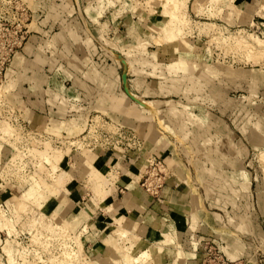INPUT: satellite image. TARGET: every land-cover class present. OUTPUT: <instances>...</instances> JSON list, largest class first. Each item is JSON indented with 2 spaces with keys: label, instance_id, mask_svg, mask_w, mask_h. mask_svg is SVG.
<instances>
[{
  "label": "rangeland",
  "instance_id": "374dc122",
  "mask_svg": "<svg viewBox=\"0 0 264 264\" xmlns=\"http://www.w3.org/2000/svg\"><path fill=\"white\" fill-rule=\"evenodd\" d=\"M195 1L189 0L187 4L185 11L187 23L182 26L181 32L184 36L180 33L172 43L182 40L194 46L196 54H188L187 58H190L196 64L202 78L206 79L203 88L205 85L207 96L215 95L216 98H219V94L223 91V99H221L223 105H226L227 101L232 99V109H227V112L226 109L223 110V107L206 109L217 115H220L219 111L221 110L226 112L230 122H232L230 125L233 130L240 129V133L241 131L245 133L244 138L240 137L238 140V145L236 143L232 145L233 149H237L238 157H228L227 163L233 162L239 164L245 170H250L254 185L251 190L246 188L244 183L232 187V191L237 193L238 198L235 199L232 205L231 212L234 214V218L231 222L238 223L239 228L245 230H242L240 238L245 245L246 256L241 259L247 260L248 264H264V163L261 160V153L264 151V139L262 140L264 137V54H261L263 55L261 56L260 54L253 53L251 55L252 53H249L251 56L247 55V57L248 51L246 48L244 47L245 51L242 48V43L241 45L238 44L239 41L249 40L250 35L254 38L264 39V30L254 24L252 26L229 24L222 17L223 9H219L218 16L210 15V12L214 10L211 6L215 5L217 8H222L228 5V1L200 0L203 5L200 11H196ZM73 2L75 9L64 13L56 5L59 2L55 0H0V125H9L13 129L9 137L10 141L8 139L9 143L4 144V148L7 149L3 148L0 153V168H3L0 170V207L5 210V213L7 212L8 216L13 218L16 230L11 234L8 230L0 229V264H8L6 262L7 256L2 250V246L7 239L11 241L16 262L43 264L47 263L49 258L61 256L65 250H77L78 244L74 242L73 238L78 231H80L78 240L82 248L80 249L81 254L79 252V258H82V262H87V264H95L98 259L90 257L87 245L84 243V236L88 232V220L77 229L70 227L69 217L65 216L64 221L59 222V219H56L55 214L51 212L52 210L48 208L49 206L44 209L29 199L31 196H28L27 193L30 192V188L33 186L32 181L40 180L45 185L52 183L50 189L54 187L57 192L47 191L46 194L53 195L54 197L50 198V200H53L59 194L65 197H70L72 194L76 196V191L71 189L70 186L78 180L83 195L94 198L99 207L110 212L111 208L107 207L105 202L101 203L97 197L93 196L91 186H93L94 181L88 180V175L77 173L74 170L63 177L61 171L64 170L61 168L83 167V165L78 166L77 164L78 162L83 163L86 159L92 165V163L94 164L92 159L104 154L115 152L138 154L148 150V148L145 150L143 148L145 141L140 131L135 126L128 125L122 119L114 117V113L99 111L89 113L85 132L76 137L78 139L77 143H82V146L79 147H77V143L69 145L66 142L68 139L42 133L31 128L23 119L20 109L10 99V93L6 88V73L12 69L15 58L22 54L26 58L33 59L36 54H39L47 63L44 66L46 69L48 67H58L63 69L62 73L65 71L66 74L61 75L60 73L57 78L62 81L61 84L66 86H69L74 78L81 82L88 81L89 87L87 86L86 91L78 92L76 95L77 100H87L90 97L96 98L100 92L94 88L93 75L90 74L109 64H115L122 77L123 89L140 105L143 104L144 97L141 96V91H138L135 86L137 77L126 61L125 52H129L134 57L132 68L136 66L144 72H149L151 68L150 63L152 61L149 57L155 58L156 62L162 66L176 58V56L171 55L170 45L172 43L163 40L160 35L161 27L166 24L167 18L165 16L160 17L158 27L150 26L149 23L150 16H156L157 13L164 15V7L160 0H73ZM99 5H101L100 9ZM104 5H107V7L102 9ZM57 16L62 17L65 23L60 26L54 24L55 19L58 18ZM204 22L216 24L213 28L221 32L218 35L219 37L213 36L217 30H209L204 26ZM60 33L68 37L75 33V36L81 41L88 40L93 46L94 50L90 51L87 62H81L85 70H81L78 75H74L75 72L72 73V66H70L72 65L70 64L71 60L73 61L76 56V54H72V52L75 53V49L65 48L63 50L64 56L61 59L57 54L60 51L59 45L54 44V42L50 44V41L59 36ZM122 38H125L124 41L127 44L121 49L118 41ZM33 39L34 41H40V47L38 46L36 53L34 52L32 55L28 52L27 45ZM251 43L254 44L255 48H260L252 39ZM194 50L190 49L189 52L192 53ZM241 50H244V52ZM73 66L82 69V66L76 65V62L73 63ZM87 72L89 75H86ZM230 72H232V76ZM231 77L233 83L237 80V84L232 88L228 84ZM22 80L23 78L19 76L18 83L23 85L25 83ZM127 128L134 130L133 134L125 132ZM243 130H248L253 136L251 137ZM90 131L91 133H89ZM199 135L206 141L209 152L216 149V147L225 149L230 146L229 139L226 135L221 134L218 128L215 129V123L212 121L208 123L206 133L203 131L199 133L196 127L189 125V129L184 135L185 140L182 139L179 133H170L172 141L179 149L184 146L190 148L197 146L201 142L198 140ZM259 135H262V137L257 140ZM34 137L40 140L41 143H38L40 146L32 143ZM222 138L224 142L220 145L218 143L221 142L220 139ZM42 140L49 141L55 148L62 150V152L65 151L64 153H69L67 154L66 166H59L55 172L52 171L55 181L48 175L52 167L44 161L40 163V160H38L37 150L38 152L44 150ZM138 148L141 150L138 151ZM29 149L34 150V153L36 149V153L34 154L32 151L31 154ZM147 152L145 160L156 157L161 162L157 166V171L153 173V175H156L154 178H157L155 182L159 187L157 192L150 193L142 185L143 181L149 176L146 172L150 169L149 166H147V169L145 166L142 172L138 171L137 174H140V178L137 180V185L148 194L158 197L165 184L177 177V174L167 165L163 157H159L149 150ZM12 153H17L16 157H13ZM21 155L23 156L21 157ZM212 157L213 155L208 156L207 163H211L209 158ZM180 158L186 164L188 163L187 165L193 160L192 154L181 155ZM94 165L99 168L96 163ZM107 171L114 174L115 178L118 175L117 170L114 168ZM107 171L104 175L109 183L105 182L103 187L104 189L108 187L110 191L113 184H115V178L110 180ZM209 175L213 176L214 174ZM222 176V178H219L221 181L219 187H210L207 193L214 195V192L218 191L221 193L219 196L222 199H227L226 193L232 189L228 186L230 185V178L227 177L225 172ZM14 197L28 198L30 202L26 204L29 206H26V213L19 212L16 209L17 204L13 201ZM260 201L263 204V209L260 206ZM64 206L68 207L66 204ZM66 211H69V209L67 208ZM113 221L118 226V221L114 219V216ZM122 222L124 223V219H122ZM56 223L66 226L69 229V234L61 236V230L56 229ZM47 226L51 230L47 229ZM196 242L198 243V251L201 254V264L205 263L206 254L211 259L214 258L213 255H216V253L218 256L219 247L224 255L222 243L215 237L204 236L197 238ZM64 243H68V245H64ZM112 262L113 260H106L107 264H113Z\"/></svg>",
  "mask_w": 264,
  "mask_h": 264
},
{
  "label": "crops",
  "instance_id": "0c3cea01",
  "mask_svg": "<svg viewBox=\"0 0 264 264\" xmlns=\"http://www.w3.org/2000/svg\"><path fill=\"white\" fill-rule=\"evenodd\" d=\"M55 1L59 2L56 5L64 13L75 9L73 0ZM224 1L226 0L222 2ZM263 3L264 0H234V8L231 2H228L227 6L222 7V17L232 25L254 24L264 30V13L260 9ZM106 7L107 5H104L102 9ZM164 16L167 18L165 9L164 15L157 13L156 16H150V26L158 27L159 18ZM57 17L54 24L60 26L65 23L62 17ZM124 40L125 38H122L118 41L121 49L127 44ZM52 42L59 45L60 51L57 54L61 59L65 48L75 49V53L72 52L76 54L73 61L82 66V69L73 66L75 62L71 60L70 66L72 73L75 72L74 75L85 70L81 62H87L90 51L94 50L90 41H81L75 33L69 37L60 33L50 44ZM39 43L40 41L31 40L27 45L28 52L33 55L37 47H40ZM183 44L184 47H177L176 43L170 45L171 55L176 58L164 66L158 64L155 58L149 57L152 61L149 72H144L136 66L132 68L134 57L125 52L126 61L137 77L135 86L144 97L142 105L123 89L122 77L115 64H109L90 74L93 75L94 88L100 94L87 100H77L76 95L79 91L87 90L88 81L81 82L74 78L69 86L61 84L62 81L57 76L60 73L66 74L65 71L62 73L63 69L58 67L46 69L44 66L47 63L39 54L33 59L20 54L15 58L12 69L6 73V88L10 99L20 109L25 122L36 131L73 139L85 132L89 113H114V117L135 126L146 143L145 149L148 148L150 152L163 157L177 174V177L165 184L160 195L154 197L142 188L139 189L135 181L138 171L145 166L148 150L138 154L115 152L93 159L94 164L104 171L110 168L117 170L115 184L105 200L111 211L99 207L94 198L83 195L78 180L70 186L76 191V196L72 194L70 197H64L63 204L69 207L66 217L79 220V225L83 220L84 224L88 220L84 243L90 257L98 259L96 262L108 257L112 260L120 259L123 253L137 254L140 250L148 248L158 257V264H201L196 239L204 236L220 240L224 255L230 261L246 256L245 245L240 238L244 229L239 228L238 223L231 222L234 218L232 205L238 198L232 187L244 183L246 188L251 190L254 179L250 170H245L233 162L227 163L228 157H238V151L233 149L232 145H238V140L240 137L244 138L245 133H240V129L233 130L230 125L232 122L226 115L227 109H232V99H227L229 101L223 105L222 92L219 94L221 101L215 95L207 96L205 85L203 88L206 79L202 78L196 64L187 58L188 54L195 53V48L191 43L183 41ZM190 49L194 51L191 53ZM19 76L25 84L18 83ZM228 84L232 88L237 84V80L233 83L231 77ZM210 107H223L226 112L221 110L220 115L213 114L206 109ZM211 121L215 123V129L218 128L221 134L229 139L228 148L216 147L209 152L206 141L199 135L198 140L203 143L199 142L196 147L184 146L179 149L170 137V133L175 132L185 140L184 135L189 125L196 127L199 133H206L207 125ZM243 131L253 136L248 130ZM261 137L262 135H259L257 140ZM220 141L218 144L222 145L223 138ZM188 154L193 157L189 165L180 158L181 155ZM212 155L213 157L209 158L211 163H207L208 156ZM223 172L230 178L228 186L232 188L226 193L227 199H222L218 191H215L214 195L207 193L210 187H219V178L223 177ZM48 204L51 205L48 207L51 210L53 204H57V199L50 200ZM82 207L88 209V215L85 217L76 215ZM116 215L124 219L126 236H118L113 231L116 226L113 216L115 218ZM110 237L114 243L107 245L104 240ZM166 238L169 240L164 241Z\"/></svg>",
  "mask_w": 264,
  "mask_h": 264
},
{
  "label": "bare ground",
  "instance_id": "6f19581e",
  "mask_svg": "<svg viewBox=\"0 0 264 264\" xmlns=\"http://www.w3.org/2000/svg\"><path fill=\"white\" fill-rule=\"evenodd\" d=\"M150 1V0H148ZM188 1L189 0H160L161 4L163 5L166 13H167V21H166V24H164L162 27H161V37L163 40H166L170 43L174 42L177 37L179 36V34L182 32V26L185 25L187 23V18L185 16V11H186V8H187V4H188ZM216 2H219L221 0H214ZM223 1V0H222ZM228 1V0H226ZM228 2H231V5L232 7L236 8L235 5L233 4L234 0H229ZM159 5V4H158ZM195 9L196 11H200L203 7L202 3H200V0H196L195 1ZM218 6V5H217ZM205 7V6H204ZM212 8H214L213 11H211L210 15H216L218 16L219 13H220V10L219 9H222L221 7L220 8H217L215 5L214 6H211ZM149 8V7H148ZM207 9V8H206ZM260 9L262 10V12L264 13V3L262 4V6L260 7ZM234 10V9H233ZM205 12V11H204ZM209 13V12H208ZM234 20V19H233ZM206 26V28H209V30H212V31H215L213 36L215 37H219L218 35L221 34V32L218 30V29H214L213 27L216 25L214 23H210V22H204ZM233 23V22H232ZM77 26V25H76ZM209 26V27H208ZM212 26V27H210ZM185 27V26H184ZM184 31V30H183ZM74 32V31H73ZM134 33V32H133ZM138 33V32H137ZM209 33V32H208ZM136 34V32H135ZM183 34V33H181ZM184 36V34H183ZM218 39V38H217ZM251 39L253 41H255L256 44H258V46H260V48H255L254 44L251 43ZM156 41V40H155ZM159 41V40H158ZM238 42V41H237ZM235 42V43H237ZM243 45V49L248 51V54L249 53H252L251 55H253V53H256V54H264V39H259V38H254L250 35V38L249 40H244V41H239L238 44L239 45ZM178 46L177 47H184V44H183V41L182 40H179L177 43H176ZM245 47V48H244ZM244 50H241L242 52H244ZM245 50V51H246ZM240 51V52H241ZM244 54V53H243ZM249 55V56H251ZM245 56V57H246ZM263 56V55H261ZM248 57V56H247ZM252 59H255V58H252ZM260 59V58H259ZM264 60V59H263ZM255 61V60H254ZM182 62V60L180 61ZM184 62V61H183ZM176 63V62H175ZM185 63V62H184ZM182 64V63H181ZM173 65V64H172ZM171 65V66H172ZM181 67V66H180ZM185 68V66H184ZM172 69V68H171ZM174 69V68H173ZM178 70V69H177ZM182 70V69H181ZM186 72V71H185ZM223 92V91H222ZM94 117V116H93ZM98 117V116H97ZM104 121V120H103ZM109 123V122H108ZM9 124V123H8ZM104 124V122H103ZM110 124V123H109ZM114 125V124H113ZM118 125V124H117ZM76 126V125H75ZM92 126V125H91ZM123 126V125H122ZM90 127V126H89ZM88 127V128H89ZM96 129V128H95ZM13 129L9 126V125H0V153H1V150L4 148V144H6L8 142V139L12 133ZM91 133V131L89 132ZM14 134V133H13ZM33 135V134H32ZM156 138V137H155ZM32 139V138H31ZM40 139V138H39ZM264 139V137L262 138V140ZM10 141V139H9ZM34 144H38V143H41L39 142L40 140H37L35 139L34 137V140H32ZM45 140H42L43 142V147H44V150L43 151H39L37 150V153L39 154V157L37 155V157L39 158L38 160H40L39 162L42 163V161H44L45 163L49 164L52 168H51V171H50V174H48L50 177H52V179L54 180L53 178V174H52V171H56L59 166H66V159H67V154L69 153H64L62 152V150L60 149H57L55 148L54 146L51 145V143L49 141H45ZM66 142L69 143V145H73V144H76L78 142V139H68ZM9 143V142H8ZM31 143V144H32ZM66 144V143H65ZM146 143H143V148L145 150V145ZM39 145V144H38ZM37 145V146H38ZM15 146V145H14ZM33 146V145H32ZM40 146V145H39ZM79 146H82V143H77V147ZM36 147V146H35ZM64 148V147H63ZM4 149H7V148H4ZM37 149V148H36ZM36 149H35V153H36ZM18 150V149H17ZM31 154H32V151L34 153V150H31L29 149ZM69 150V149H68ZM71 150V149H70ZM20 153V152H19ZM34 153V154H35ZM22 154V153H21ZM13 157H16L17 153H12ZM261 160L262 162L264 163V151H262L261 153ZM23 155H21L22 157ZM150 157V156H149ZM1 160V159H0ZM93 160V159H92ZM148 160V159H147ZM78 161V160H77ZM11 163V162H10ZM144 164V163H143ZM38 165H41V164H38ZM78 166L79 165H83L80 166V167H69L68 169H64V168H61L63 169L64 171H61V176L63 177H66L67 175L70 174V172H73L75 170V172H79V173H84L86 175H88L90 181H94L92 184L93 186L92 187V192H93V196L97 197V199L101 202V203H104L106 198H107V195L109 194V189L108 187L106 189H104L103 187V184H105V182H107V180L105 179V171L100 169V168H97L93 163L91 165V163L89 162L88 159H86V161H84L83 163H78L77 164ZM58 166V167H57ZM141 166V164H140ZM145 166H146V160H145ZM145 166L143 168H141L139 170V172H142V170L145 168ZM3 169V168H2ZM0 168V170H2ZM16 169V168H15ZM20 169V168H19ZM18 169V170H19ZM35 172V171H34ZM108 172V171H107ZM112 172V170H111ZM111 172H108L109 175V179L110 180H113L115 178L114 174H112ZM69 173V174H68ZM173 173V172H172ZM55 175V173H54ZM142 175V174H141ZM140 174H137L136 177H135V181L137 182L138 178ZM62 177V178H63ZM87 177V178H88ZM57 178V177H56ZM62 178H61V181H62ZM58 180V179H57ZM55 181V180H54ZM88 182V181H87ZM109 183V182H107ZM32 184L33 186L30 188V192L27 193L28 196H31L29 199H31L32 202H34L35 204H37L39 207H43L44 209L46 208V206H51L49 205V201H50V198L54 197L53 195L52 196H49L47 193V191L53 193V192H57L55 190V188L53 187L52 189H50L51 184H47L45 185L42 181H32ZM90 184V183H89ZM109 186V185H108ZM90 188V186H88ZM135 188V186H134ZM139 189L141 187H138ZM53 190V191H52ZM90 190V189H89ZM56 194V193H55ZM58 195V194H57ZM64 195L62 194H59L58 197L56 198L57 199V204L54 206L53 204V208H51V212H53L56 216V219L58 218L59 219V222H63L64 219H65V215L68 211L67 208L69 207H66L64 206L63 204V200H64ZM140 197V196H139ZM138 199V197H137ZM16 204H17V210L20 212H24L26 213L27 212V209H26V205L28 202H30L28 200V198L24 199V198H17V197H14V200H13ZM68 202V201H67ZM260 206L262 207L263 209V204L262 202L260 201ZM29 207V206H28ZM84 208V207H82ZM50 209V208H49ZM42 210V208H41ZM7 213V212H6ZM5 213V210H3L1 207H0V229L1 230H8L9 233L13 234L16 230H15V225H14V220L11 216H8L7 214ZM88 214V209L87 208H84L83 210H80L79 213H77L76 215L80 216V217H85V215L87 216ZM44 215V214H42ZM134 216L136 215V213L133 214ZM75 217V216H74ZM115 220L118 221L117 225L118 226H115V233L118 234V236H126L127 234V229H125V225L124 223L122 222V219L123 217L122 216H118L116 215ZM84 221L83 220L82 222H80L81 224L83 223L84 224ZM79 220H75V219H70L69 220V224H70V227L72 229H77L79 226L78 224ZM37 223V222H36ZM78 224V225H77ZM51 225V224H50ZM55 226L57 227L56 229H59L61 230V236L63 235H68L69 234V229L64 226V225H60L59 223H56ZM54 226V227H55ZM84 227V226H83ZM82 228V227H81ZM47 229H50L51 228L49 226H47ZM58 230V231H59ZM56 231V230H55ZM82 231V230H81ZM60 232V231H59ZM56 233V232H55ZM76 233V232H74ZM82 233V232H81ZM74 235V234H73ZM79 235H80V231H78L75 235H74V242L78 244V249L77 250H65L64 252H62V255L61 256H54L52 258H49L48 262L47 263H43V264H87V262H82V258H79L80 255H79V252H80V249L81 248V245H80V242H79ZM140 236V235H139ZM125 238V237H124ZM128 238V237H127ZM130 239V238H129ZM168 238L164 239V241H167ZM169 240V239H168ZM130 241V240H129ZM102 242V241H101ZM106 242L107 245L109 244H112L114 243L112 238H108L106 241L104 240V243ZM132 243V242H131ZM163 243V242H161ZM76 244V245H77ZM64 245H68V243H64ZM105 245V244H104ZM159 249V247H158ZM2 250L3 252L6 254L7 256V261L8 264H25V263H18L16 262V257H14L13 255V248H12V245H11V241L10 240H6L2 246ZM115 252V251H114ZM113 253V252H112ZM81 254V252H80ZM181 254V252H180ZM16 255V254H15ZM37 256V255H36ZM38 258V257H37ZM118 258V257H117ZM6 259V258H5ZM23 259V258H22ZM39 259V258H38ZM110 258H106L105 260L104 259H100V261L96 262L95 264H107L106 263V260H109ZM112 260V259H110ZM85 261V260H84ZM21 262V261H20ZM26 262V260H25ZM43 262V261H41ZM113 264H158V257L153 255L151 253V251L148 249V248H145V249H142L140 250L137 254H133L131 252H126V253H123L121 258L120 259H115L113 260L112 262ZM33 264V263H32Z\"/></svg>",
  "mask_w": 264,
  "mask_h": 264
},
{
  "label": "built area",
  "instance_id": "2783aa9c",
  "mask_svg": "<svg viewBox=\"0 0 264 264\" xmlns=\"http://www.w3.org/2000/svg\"><path fill=\"white\" fill-rule=\"evenodd\" d=\"M125 132H128V133H132L133 134V132H134V130H132V129H126L125 130ZM126 134V133H125ZM141 149L140 148H138V151H140ZM146 163H147V165H146V169H147V166H149L150 167V169L149 170H145L147 173H148V178H146L144 181H143V183H142V185L143 186H145V189L147 190V191H149L150 193H153L154 191H156L157 192V188L159 187L158 186V184H156V182H155V180H157V178H154V177H156V175H153V173L155 172V171H157V169H158V165L161 163L160 161H158V159L156 158V157H153L151 160H146ZM144 171V172H145ZM216 247H217V245H216ZM218 247H219V245H218ZM213 259H211L210 257H209V255L208 254H206V257H205V263L204 264H248V261L247 260H243V259H237V260H234V261H230V260H227L225 257H224V255H223V253H222V249L219 247V249H218V256H217V253H216V255H213Z\"/></svg>",
  "mask_w": 264,
  "mask_h": 264
}]
</instances>
